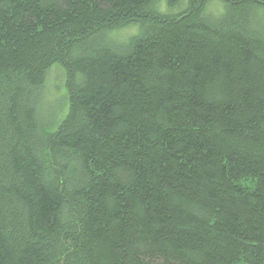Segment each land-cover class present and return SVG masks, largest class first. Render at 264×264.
Wrapping results in <instances>:
<instances>
[{
  "label": "trees",
  "instance_id": "1",
  "mask_svg": "<svg viewBox=\"0 0 264 264\" xmlns=\"http://www.w3.org/2000/svg\"><path fill=\"white\" fill-rule=\"evenodd\" d=\"M165 1L0 0V264H264V0Z\"/></svg>",
  "mask_w": 264,
  "mask_h": 264
},
{
  "label": "rangeland",
  "instance_id": "2",
  "mask_svg": "<svg viewBox=\"0 0 264 264\" xmlns=\"http://www.w3.org/2000/svg\"><path fill=\"white\" fill-rule=\"evenodd\" d=\"M165 2V0H162L163 7H166ZM187 2L188 0H185V5ZM210 8L215 11L219 10V6H211ZM261 10L264 12V9ZM137 31L138 28L129 27L113 32L112 36L118 41H126L133 34L137 33ZM65 82V69L59 64L53 65L47 77V91L44 93L43 101L40 106L41 117L50 130H55L67 113L68 106L65 99H63L65 98L64 96H66Z\"/></svg>",
  "mask_w": 264,
  "mask_h": 264
}]
</instances>
